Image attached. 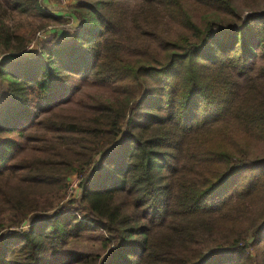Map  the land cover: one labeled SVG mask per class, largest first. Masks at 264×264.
I'll list each match as a JSON object with an SVG mask.
<instances>
[{
	"label": "trees",
	"instance_id": "16d2710c",
	"mask_svg": "<svg viewBox=\"0 0 264 264\" xmlns=\"http://www.w3.org/2000/svg\"><path fill=\"white\" fill-rule=\"evenodd\" d=\"M40 1L0 0V264H264L260 1Z\"/></svg>",
	"mask_w": 264,
	"mask_h": 264
},
{
	"label": "rangeland",
	"instance_id": "374dc122",
	"mask_svg": "<svg viewBox=\"0 0 264 264\" xmlns=\"http://www.w3.org/2000/svg\"><path fill=\"white\" fill-rule=\"evenodd\" d=\"M260 1V6L256 7V9H260V8H264V0H259ZM263 1V3H262ZM70 3L73 5L75 4L74 0H70ZM237 9L239 10V12H241L243 15H246L247 12L244 6L240 5V2L236 3ZM0 13H1V20L5 23V25H7L10 28H20V30L22 32H25L27 35H31L33 34V29H31L32 26H34V24H39V20L35 19V18H31L30 16H19L14 12H9L5 9V7L0 5ZM53 25L50 24L47 27V31H50L51 27ZM68 28L72 27V24H67L66 25ZM40 30V29H39ZM37 30L34 34V36H37V32L39 31ZM59 30V29H58ZM66 32V31H64ZM68 32V31H67ZM67 34H73L72 31L67 33ZM68 37V36H67ZM49 37H47L45 40L49 39ZM38 39V37H37ZM41 40V39H38ZM34 51H30L28 53H25L28 56H33L35 53ZM5 56V54L0 55V57ZM73 88L74 90L68 95V98H66L63 102L62 105L64 106H68L69 109H78L80 108V102L79 100H85L87 99V96L89 95H94V96H99V97H110L111 96V90L108 86H104V85H99V84H95L91 81H87V80H83L79 77H75L73 79ZM73 92L75 94H73ZM68 103H67V102ZM76 195H80V192H77ZM75 195V196H76Z\"/></svg>",
	"mask_w": 264,
	"mask_h": 264
},
{
	"label": "built area",
	"instance_id": "2783aa9c",
	"mask_svg": "<svg viewBox=\"0 0 264 264\" xmlns=\"http://www.w3.org/2000/svg\"><path fill=\"white\" fill-rule=\"evenodd\" d=\"M41 6L44 10H46L51 15H57L61 13L64 15V17H71V20L68 24H72L74 21V18L71 16V11L69 10L71 3L70 0H41ZM52 30L46 31V32H39L37 33L38 39H46L47 37L52 35ZM32 49H34L33 45H30L26 52H30ZM5 59V57H0V63ZM79 184L80 180L76 176L70 177L68 180V189H67V197L69 198H76L79 195H76L77 192H80L79 190ZM76 195V196H75Z\"/></svg>",
	"mask_w": 264,
	"mask_h": 264
},
{
	"label": "crops",
	"instance_id": "0c3cea01",
	"mask_svg": "<svg viewBox=\"0 0 264 264\" xmlns=\"http://www.w3.org/2000/svg\"><path fill=\"white\" fill-rule=\"evenodd\" d=\"M71 25V24H70ZM75 27H77V23L75 22V21H73L72 22V27H69V28H75ZM69 32H71V31H66V32H64V31H61V30H58V29H56V30H52V35L53 34H56L57 35V37H58V39L60 40V41H65V40H68V39H70L72 36H73V34H67V33H69ZM73 33V32H72ZM68 36V37H67Z\"/></svg>",
	"mask_w": 264,
	"mask_h": 264
}]
</instances>
